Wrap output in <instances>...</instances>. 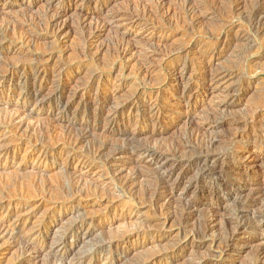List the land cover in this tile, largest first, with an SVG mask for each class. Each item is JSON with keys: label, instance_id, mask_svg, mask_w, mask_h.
<instances>
[{"label": "rangeland", "instance_id": "obj_1", "mask_svg": "<svg viewBox=\"0 0 264 264\" xmlns=\"http://www.w3.org/2000/svg\"><path fill=\"white\" fill-rule=\"evenodd\" d=\"M161 1L162 0H0V50L3 48H10L9 43H7L6 40L11 41L15 35L13 32H3L2 29L7 20H16L20 22V18L26 15H29V17L32 15L33 17H44L45 19L42 18L41 20H46L49 17L54 16L55 12L53 10L56 9L55 7H61L67 8V12L64 17L60 18L57 26L60 29V27H64V25H72L71 32H68L67 34L64 32H58L56 31V28L53 31L55 32V36L46 31H40L38 33L41 35V38L38 39L35 45H33L32 49L34 53H44V55H47L53 50L56 51V47L54 48L53 46L54 44L61 43L60 49L62 55L71 58L72 55L80 49L79 46H81L80 38L82 32L80 25L82 19L79 14L85 12L90 14L86 20L84 19L85 28L89 30L87 40H92L94 35L99 33L97 27L103 21L102 19H109L113 29L98 34L99 37L94 42L96 43L94 53L97 52L96 54H99V56L95 62H92L88 70L100 73L102 80L109 83L111 82L110 88L117 92V100H119L120 97L121 100L119 101L123 103L136 88L145 90V94L141 98L143 101L157 102L159 99H157L155 95L152 97L151 95L158 92L163 85V78L160 77L167 74L171 76L173 73L182 69V66L175 65L178 64L181 58L185 55L177 53V49L181 47L183 43H190L193 46L196 45L194 51L197 53L210 48L208 45V41H210L209 36L214 32V34H218L217 36L213 35L215 39H226L229 37L228 39L230 40L238 41L237 44L235 43L236 45L234 44L235 47L226 49V51L220 55V59L217 62L218 69H224L226 66L225 69L235 72L238 77H232V79L228 78L226 79L227 81H223L224 83L217 85L219 88L215 87L214 89L211 88L212 84L208 82L207 76L203 74L197 75L193 80L187 79L181 83L168 82L166 88L162 89L163 96L165 95L163 100L165 99L164 102L167 106H163L162 111L159 112V114L163 116H161L162 122H155L156 124H147L142 119H138L133 116V111L130 106L123 108L120 103L114 105L118 110L123 108L122 119L128 121V124H124L123 126L116 127L112 123H107L105 121L106 116L99 121H95L93 120V117L88 119V114L84 115V112L79 114L76 111L77 106L83 102L91 100L92 97L98 93L96 90V84H98V81H95L96 84L94 83L95 86L90 93H84L82 90L84 84L87 85V83L92 80L87 74H85V72L84 74L64 75L61 78L60 86L57 84V86H54L52 84L53 78H50L48 82L38 81L36 83L37 87H43L45 95L48 94L51 89H61L62 86L65 84L67 85V90H65L66 101L71 100L70 106L72 105V107L69 113L63 111V114L60 112L61 110L55 112L49 111V105H46L45 107L41 105V103L27 105L21 97L16 96L19 94L20 88L18 86L0 84V122H2V119L14 117L18 119V122L21 121L26 129L21 132L5 131L4 133L0 129V185L7 181L8 184H10L13 180L16 182L14 185H22L24 183L25 185H28V182L37 180L39 182L37 185L40 187V189H35L36 191L34 190L27 200H8L10 197H19L27 194L24 192L26 189H23L22 187H13V189L7 191L3 189L5 192H1L0 190V204H3L5 207H10L9 209L12 212L8 214L5 209H0V224L3 222L8 225L16 223L18 219L14 214L17 213L20 214L21 219L25 222V232L29 231V233L23 234L22 236H27L38 229H41L45 235V252L41 256H38L35 251L24 250L20 246L8 248L12 241L2 239L0 241V264H17L20 261H22V264H50L49 262L51 261L52 254L50 250L51 245H53L52 243L62 237L66 230L76 222L91 216L101 215V217L95 221L94 226L91 227L95 233L86 240L87 243L85 245L81 243L80 246L76 248L75 253H78V255L85 251H88L87 254L96 255L97 249L102 246H107L111 239L116 242L123 241L125 238L124 236L138 231L145 226L146 223L149 225L150 222L154 221L156 218V210L154 207H151L149 203L141 202L139 198H137L136 192L141 189L150 188L152 184L150 178L152 173L150 169H153V166L147 158L136 157L130 159L126 157L122 159L119 156H115L113 153H109L104 158L96 160L90 164L83 163L76 158H74L76 160H72V153L67 154L68 152H61L62 154H57V156H48L46 160L39 159V156L43 151L42 149L47 148L52 151L58 150V147L62 145L60 139L63 134L85 136L87 140L80 146L78 153L85 152L91 146L96 144V142L98 143L102 141H106L114 147L131 141L133 145L140 149L145 147L154 148V146L164 144L171 145V142L175 143L184 140L187 136L186 131L188 128L187 126H189V121H187L183 115H185L188 110V112H190L191 109L197 111V116H194V121H196V124L199 127H204L207 123L201 116L204 117L207 112L209 113L212 110V107L214 109L218 104L225 105L227 101L230 100L233 101V104H231L226 110L227 116L225 115V112L222 113L221 120H224L223 117L226 116L225 120L229 119L233 121L235 119L233 123L239 120V122H242V125H239L238 128V126H234L231 122L232 125L228 124L223 129H220L218 133H214L213 136H217L221 139L218 146H216L217 150L226 156H230V153H233V148L237 149V145L240 144L238 141L235 145L229 143V141H232L230 139L233 138L237 132V134L245 135L247 140L257 139L258 137L260 138L261 135L264 136V122L252 124V113L257 110V104L261 97L264 96V38H260L261 40L259 38L257 39L255 31L252 30V28H249L250 25H252V16L250 15L252 14L253 9L255 10L258 8L256 0H235L237 10L235 9V12L233 11V16H230L224 10V12L221 11L225 7L220 5L215 11L216 14L209 13L204 21L205 24L203 22L199 25L200 27L197 26L199 29L196 27L198 31L195 30L194 32L198 36L196 35V37L189 40V42L185 41V37L183 36L187 29L179 22L178 14L173 12V9L183 2H191L198 5L200 2L202 3V0H166L165 3L167 4V8H165L166 10H163L162 13L164 17L163 22L166 24V27H169V31L166 30L164 34L163 32L159 33V30L161 31V29H163L162 26L154 27L150 23L149 25H144L142 23L138 25L131 21L121 19L120 17L114 18L113 20L111 18L112 16L123 14L128 9L144 10L145 8L151 7L153 4L155 5ZM23 9H25L26 12ZM28 11L31 15L30 13H27ZM227 15H229V18H226ZM223 23L226 24L224 25ZM222 25L224 26V30ZM118 30L121 32H118ZM196 31H202V34H200L201 32L197 33ZM203 31L206 35L203 34ZM122 34L125 35L127 39L123 40L124 43L121 42L125 46L136 47V51L139 53L153 51L154 48L151 47L150 44H152L154 40L159 39V37L165 38L167 40L166 45H163L158 49L165 53L163 56L160 55V59H162V57H169L165 58V60H168L169 62L168 67L164 71L156 72L152 79L144 80L137 76H133L134 64L132 63L130 64V70L128 72L116 76L108 69L114 62V60L111 59L113 51L110 45L119 42ZM42 38H44V40H41ZM243 38L245 42L242 40ZM246 40L249 41L247 42ZM253 41L256 42L254 43ZM248 43H250V46ZM251 44L255 45L251 46ZM247 49L251 51H248L247 53ZM134 55L135 54L130 55L129 58H134ZM7 58L9 60H15L16 55L9 54ZM7 58H1L0 66L6 64ZM54 62H56V59ZM75 68L78 70L77 67ZM29 81L30 83L33 82L32 77H29ZM240 84L243 87V90L240 92H232L227 98V88L236 87V85L238 86ZM103 89H105V87H103ZM182 91L185 92V94L187 93L188 96L196 95L198 97L197 103L192 105L184 101V99L179 98L181 97L180 95ZM209 108L211 109L209 110ZM89 114H93V107L90 109ZM199 114L201 118L199 117ZM260 123H262L263 126ZM44 126L47 129L50 128L51 131L54 132L56 135L54 141H51L53 138L50 140L45 139L43 134V137H41V134H39V136L37 134L38 137L36 136L37 132L35 130ZM235 129H237V131ZM254 129L257 130L255 131ZM211 131L212 128H209V134ZM182 134L185 135V138ZM44 140L47 142L45 145L42 143ZM56 141L60 142L57 143ZM4 150L9 151L10 156L8 158L2 155L1 152ZM241 152H243V154L254 153L257 155L259 160H261L259 170L262 171L264 177V147L247 148V146H242ZM232 157L235 158V162H238V156L232 155ZM27 158L30 159L26 160ZM173 161L182 166L177 173L189 169V180L195 177V169L191 167L192 165L189 166L187 160L182 156H177ZM137 171H141L140 174L144 175V177L135 181V185L130 189H121V181L132 178ZM218 171L226 178L228 177L232 179L230 171L226 169H218ZM61 178L73 183H79L85 188H93L97 191L99 197L96 199L87 197L75 204H55V196L48 194L41 187L44 184L50 185L51 187H57L56 184L59 181L58 179ZM255 183H260L259 187H264V179H261L259 182V178L250 177L241 182L237 181L239 186L234 187L236 190L235 192L245 195V193H243V188L245 189L249 186H253ZM185 186L186 184H182L181 188L176 191V194L180 197L176 196L178 202L175 209L182 204L179 199L184 198L183 191L185 192V189L187 188V186L184 188ZM133 189H135L133 193H129ZM35 192L37 193L34 194ZM134 192H136V194H134ZM44 194L46 195L43 196ZM199 194L201 195V193ZM132 195L134 197H132ZM4 196L5 198H3ZM188 196L189 199L197 202L199 210L195 211L196 214L192 213L193 215L191 216V219L189 218V222L190 224L201 225L205 218V206H201L199 198L194 194L188 193ZM162 203L166 206L169 205V201L166 200ZM205 203L208 204L207 201ZM220 205H223L222 201ZM181 210L182 207L177 210L178 213L174 218L175 220L171 221L169 224L167 223L168 225L163 230L141 234L140 236H135L127 240L124 239L125 243L129 245V248L120 253H114L112 256L110 255L109 259H106L105 256V260H103L101 264H115L119 261V257L121 256H126V258L117 264H135L140 259L142 260L143 258L166 248L168 241H173L179 236L178 228L180 229ZM185 213L188 214L187 212ZM225 213V219L232 218V215L229 214L232 213L231 207L227 208ZM107 223L112 224L109 228H103ZM251 239L252 238L247 239L250 240L248 242L250 243L248 247L231 258L229 262L230 264H254L255 251L264 247V237H259L253 240ZM209 243L210 242L206 241L204 244L202 240H197V243L194 245L185 248L182 247L175 250L173 253L171 252L168 260L162 262L157 261L154 264H199L201 259L208 257V255L210 256V254H213L214 252ZM217 261L218 260H216L215 263Z\"/></svg>", "mask_w": 264, "mask_h": 264}, {"label": "bare ground", "instance_id": "obj_2", "mask_svg": "<svg viewBox=\"0 0 264 264\" xmlns=\"http://www.w3.org/2000/svg\"><path fill=\"white\" fill-rule=\"evenodd\" d=\"M165 2L166 0H162L161 2H158L155 5L153 4V6L145 8L144 10L128 9L123 14L112 16L111 18L113 20L114 18L120 17L121 19L131 21L138 25L141 23L144 25H149L150 23L154 27L162 26L163 29H161V31L159 30V33L163 32L164 34L166 30L169 31V27H166V24H164L163 22L164 17L162 12L163 10H166L165 8H167V4ZM256 3L258 5V8L255 10L252 8V14L250 15L251 12L249 13V15L252 16V25H250L249 28H252V30H254L255 34L257 35V39H260L264 38V0H256ZM220 5H223L225 7L221 11L224 10L230 16L237 8L235 0H202V3L200 2V4L198 5L191 2H183L176 6L174 9L172 8L173 12H176L178 14L179 22L183 25V27H186L187 29L183 34V36L185 37V41L189 42V40L196 37L197 34H195L194 31H198L199 28L197 26L201 25L206 20V17L209 13L216 14L215 11L217 10V8H219ZM55 8L56 9L53 10L55 12V17L51 16L46 20H41L44 17H33V15L29 17V15H26L20 18V22L16 20H7L2 29L5 33L13 32L15 35L11 39V41L6 40V42L9 43L10 48H3L0 50V60L1 58L6 59L9 54H15L16 58L15 60H9L7 58L6 64L0 66V84H10V86H18L20 89L19 94L16 96L21 97L23 101L27 103V105L41 103V105H43L44 107L46 105H49V111L55 112L57 110H61L60 112H62V114L63 111H65V113H69L72 105L70 106L71 100L66 101V84L62 86L61 89L54 88L50 91L48 90L49 93L45 95V90L43 89V87H37L36 83L38 81L48 82L50 78H53L52 84L54 86H60L61 78L64 75H77L79 73L84 74L85 72V74H87L92 80H90L87 85L84 84V87L81 86L82 90L84 91V93H90V91H92L96 84L95 81H98V84H96V90L98 93L97 95L92 97L91 100L79 104L77 108L75 107L76 111L79 114H81V112H84V115L88 114V119L93 117V120L95 121H99L104 116H106L105 121L107 123H112L116 127H119L121 125L123 126L124 124H128L127 120L122 119V109L130 106L133 111V116L137 117L138 119H142L147 124H153L159 121L162 122L161 120L163 116L159 114V112L162 111L163 106H167L164 102L165 99L163 100V97H165V95L163 96L162 89L166 88V84H168V82L181 83L187 79L193 80L197 75L203 74L207 76L208 82L212 84L211 88L214 89L215 87H218V84L224 83L223 81H225L226 79L238 77L235 72H231L229 69H225L226 66L224 67L225 70L217 68V62L220 59V55L223 54L226 49L235 47L234 44H237L238 41L230 40L228 39L229 37L226 39H215L213 35L216 34H214V32L209 36L210 41H208L209 43H207L210 48L206 50L196 53L194 51L196 45L193 46L190 43H183V45L177 49L178 54H185L183 58H181L179 63L175 65L182 66V69L178 72L173 73L171 76L167 74L160 77L163 78V85L161 84L162 86L158 90V92L151 95V97L155 95L156 98L159 99L157 102L143 101V99L141 98L145 94V90L141 88H136L132 94L130 93L131 95L129 96V98L127 97L124 103L120 102V97L119 100H117V92L110 88L111 82L109 83L102 80L100 73L88 70L92 62H95L99 56V54H96L97 52L94 53L96 46V43L94 42L99 37L98 34L105 32L106 30L113 29L111 21L109 19H102L103 21L100 19L102 22L97 27L99 33L95 34L92 40H87L89 30L85 28L84 19L86 20L90 14L88 12L79 14L82 19L80 25L82 32L80 38L81 46H79L80 49L78 51L76 50L77 52H75V54L72 55L71 58L62 55L60 49L61 43L54 44L53 46L54 48L56 47V51L52 48L53 51L48 53L47 55H44V53L37 54L33 52V45H35L38 39L41 38V35L38 32L46 31L47 33L55 35V32L53 31L56 28V31L58 32H64L66 34L68 32H71L72 25L67 24L64 25V27L62 26L63 28L60 27V29L57 26L60 18L64 17V15L66 14L67 8ZM27 13L30 12L28 11ZM229 15H227L226 18ZM222 28L224 30V26ZM118 32L121 31L118 30ZM199 32H201L200 34H202V31ZM124 39H127V37L122 34L119 42L110 45L113 51V56L111 59L114 60V62L108 69L116 76L118 74L123 75L125 72H128L130 70V64L132 63L134 64L133 76H137L144 80L152 79L153 75L156 72L164 71L168 67L169 62L168 60H165V58L169 57H162V59H160V55L163 56L165 53L158 49L159 47L166 45L167 40L165 38L159 37V39L157 40H152L153 42L152 44H150V46L154 49L153 51L148 53H139L136 51V47L125 46L123 44ZM41 40H44V38H42ZM242 40L244 41V38ZM253 42L255 43L256 41ZM249 44L250 43H248V45ZM253 45L251 44V46ZM248 51L249 50L247 49V53ZM133 54H135L133 56L134 58L130 59L129 56ZM55 59L56 62H54ZM75 67H77L78 70H76ZM29 77H32L33 82L30 83ZM103 87H105V89H103ZM242 90L243 87L241 86V84L238 86L236 85V87H228L226 90L227 96H225L228 98L230 93L240 92ZM180 96L181 97H178L184 99V101L192 105L197 103L198 101V97L196 95L188 96L187 93L185 94V92L183 91ZM116 103H120L123 108L120 110H118L117 107L115 108L114 104ZM231 104H233V101L230 100L227 101L225 105L218 104L214 109L212 107V110L209 113L207 112L204 117L201 116L207 123L204 127H199L196 124V121H194V116L197 114V111L191 109V111L188 112V110L186 114L183 115L185 116L186 120L189 121V123L187 122L189 126L186 125L188 127L186 131V138L185 135L182 134L185 138L184 140L186 141L181 140L175 143L171 142V145L164 144L154 146V148L145 147L143 149L136 147L131 141L115 147L110 145L106 141H102L98 143L96 142V144L91 146L85 152L78 153L80 146L87 140L85 136L63 134L66 136L62 135L63 137L61 136V139L59 137L62 145L60 144L61 146L58 147V150L52 151L45 148V146L43 147L45 149H42V153L40 152L41 155L39 156V159L46 160L48 156H57V154L60 155L63 152H68L67 154L72 153V160L77 159L83 163L90 164H92L96 160L104 158L109 153H113L115 156H119L122 159L126 157L130 159L136 157L147 158L153 166V169H150L152 173L150 175L152 184L150 188H145L143 190L141 189L136 192L137 198H139L141 202L149 203L151 207H154V209L156 210V218L154 219V221H151L149 225H147L146 223L145 226H143L138 231L124 236V239L127 240L135 236H140L141 234L163 230L171 221L175 220L174 218L178 213L177 210L182 207L180 214L181 220L179 224L180 229L178 228L179 236L173 241H168V245L166 248L153 255L143 258L142 260L140 259L135 264H154L157 261L162 262L168 260L170 258L171 252L173 253L175 250H178L182 247L185 248L194 245L197 243V240H202L204 244L206 241L210 242L209 244L214 250L213 254L211 253L210 256L208 255V257L201 259L199 261V264H221V262L222 264H228L234 255L239 254V252L250 245V243H248L250 240H247L248 238H252L251 240H253L259 237H264V187H259L260 183H255L253 186H249L245 189L243 188V193H245V195L238 194L234 189V187L239 186L237 184V181L241 182L243 180L249 179L250 177L259 178V182L261 181V179H264L262 171L259 170L261 166V160H259L257 155H255L254 153L243 154V152H241L242 146H247V148L264 147V136L261 135L260 138L258 137L259 139L257 138L247 140L245 135L237 134L238 132L235 133L234 137L230 139L232 141H229V143L235 145L238 141V143L240 144L237 145V149L233 148V153H230V156H226L225 154L217 150L216 146H218L221 139H219V137L217 136H213L214 133H218L220 129H223L228 124L230 125L231 122L233 123V121L235 120L234 119L233 121H231L228 119V117V120H225V117L227 116L226 110ZM92 107L93 114H89V111ZM210 109L211 108H209V110ZM224 112L226 116L223 117L224 120H221V116L223 115L222 113ZM252 114V124L264 122V96L261 97L257 104V110ZM0 123V129L3 133L5 131L21 132L26 130L22 122H18V119L14 117L2 119V122ZM241 123L242 122H239L238 120L235 121L233 125L236 127L238 126L239 128V125H242ZM262 123L260 124L262 125ZM209 128H212L210 134L208 132ZM235 130L237 131V129ZM35 131L37 132H35L36 136L37 134L38 136L39 134H41V137L44 136L45 139L50 140L53 138V140L51 141H54L56 138L54 132H52L50 128H45V126L40 127ZM59 142L60 141H58L57 143ZM42 143L43 145H45L47 142L44 140V142ZM1 153L7 158L10 156L8 150H4ZM232 155H236L239 157L238 162H235V158L232 157ZM177 156H182L187 160V164L189 166L192 165L191 167L195 169V177L189 180V169L187 171L177 173L179 168L182 167L180 164L173 161V159ZM29 159L30 158H27L26 160ZM218 169H226L230 171L232 179L223 176V174H221ZM140 173L141 171H137L132 178L122 180L120 183L121 189L128 190L133 187L135 185V181L144 177V175H141ZM58 180L59 181L56 184L57 187L55 186L57 189L45 184H42L43 186L41 187L48 194H52L55 196L57 201H55V204H75L87 197L95 199L99 197V194L93 188H85L79 183H73L67 181L64 178ZM37 182V180H32L28 182V185H25V183L22 185H14L16 183L14 180L10 184H8L7 181L0 185V190L1 192H3L4 190L7 191L13 189V187H22L23 189H26L24 190V192H26L27 194L21 195L19 197H10L8 200H27L35 189H40L39 185H37L39 184V182ZM182 184H186L187 188L186 186L184 187L186 188L185 192L183 191L184 198L179 199V201L181 200L182 202L181 206L178 207L177 205L178 208L176 207L177 209H175V206L178 202V198H176V196H178L176 194V191L181 188ZM6 186H8L9 188ZM134 190L135 189H133L129 193H133ZM136 192H134V194H136ZM36 193L37 192H35L34 194ZM188 193H192L196 197H198L201 206H205V218L201 225L197 224L199 226H197L196 224L195 226L192 221V224H190L189 222V218L191 219V216L195 213V211L199 210L197 207V202L189 199ZM199 193H201V195ZM45 195L46 194H44L43 196ZM132 197L134 196L132 195ZM3 198H5V196ZM164 200L169 201V205H164L162 203ZM206 201L208 202V204L205 203ZM221 201L223 205H220ZM229 207H231L232 209V213H229L232 215V218L225 219V211ZM9 208L10 207H5L3 206V204H0V209H5L8 214L12 213ZM185 212H187L188 214H186ZM14 215L18 219L16 223L8 225L3 222L2 224H0V241L2 239H6L7 241L11 240L12 243L8 248L20 246L24 250L35 251L38 256H41L45 252V235L43 231L41 229H38L27 236H22L23 234L29 233V231L25 232V222H23V219H21L20 214L15 213ZM100 217L101 215H95L86 219H81L74 225L69 227L62 237L52 243L53 245H51L50 250V252L52 253L51 261L49 263L101 264L103 260H105V256L106 259H109L110 255L112 256L114 253H120L127 250V248H129V245L125 243L124 239L123 241L119 242L111 239L107 246H102L101 248L97 249L96 255L87 254L88 251H85L80 255H78V253H75L76 248L79 247L81 243L85 245L87 243L86 240L95 233V231H93L91 227L94 226L95 221ZM111 224L112 223H107L103 226V228H109ZM125 258L126 256L119 257V261L115 264L122 262ZM216 260L218 261L215 263ZM21 262L22 261L18 262L17 264H22ZM254 264H264V247L255 251Z\"/></svg>", "mask_w": 264, "mask_h": 264}]
</instances>
